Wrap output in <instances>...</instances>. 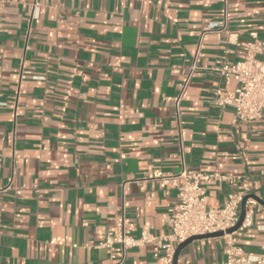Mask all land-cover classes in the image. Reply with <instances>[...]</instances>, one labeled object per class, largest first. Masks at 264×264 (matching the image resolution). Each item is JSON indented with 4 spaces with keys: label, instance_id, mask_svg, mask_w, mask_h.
<instances>
[{
    "label": "crops",
    "instance_id": "crops-1",
    "mask_svg": "<svg viewBox=\"0 0 264 264\" xmlns=\"http://www.w3.org/2000/svg\"><path fill=\"white\" fill-rule=\"evenodd\" d=\"M36 1L0 0V264H111L100 243L122 208L131 236L166 235L177 190L146 180L156 172L225 176L203 184L208 205L248 196L237 238L258 256L264 121L238 123L212 98L215 69L264 39V2ZM225 241H195L177 264H223ZM124 264L162 263L141 245Z\"/></svg>",
    "mask_w": 264,
    "mask_h": 264
},
{
    "label": "built area",
    "instance_id": "built-area-1",
    "mask_svg": "<svg viewBox=\"0 0 264 264\" xmlns=\"http://www.w3.org/2000/svg\"><path fill=\"white\" fill-rule=\"evenodd\" d=\"M38 6V2L34 0L33 9ZM215 27H218L215 32L224 31L225 21L207 25L205 31L212 32ZM250 37L243 45L244 57L241 61L222 63L215 69L224 88L213 91L212 102L218 107L230 108L238 123L264 121V39L259 40L256 33H251ZM194 69V66L188 69L179 89L176 107L188 87ZM231 83L235 87L229 89ZM235 147L240 152L244 150L241 142H237ZM225 179V176L218 173L156 172L149 175L146 180L156 182L160 188L172 186L177 190V204L169 210V232L164 236H156L143 228L138 237L131 236L122 208L116 217L114 229L100 243L101 247L109 250L111 264H124L127 251L141 245L149 246L158 262L172 264L178 244L193 236L217 232L224 233L223 237L226 239L223 264H264V240L258 256L246 255L238 244L237 233L251 226V220L246 213L239 228L225 234L238 223L245 195L231 193L223 206L214 208L208 205L203 184ZM246 187L244 185L245 189ZM248 204L251 202L246 200L245 205Z\"/></svg>",
    "mask_w": 264,
    "mask_h": 264
},
{
    "label": "water",
    "instance_id": "water-1",
    "mask_svg": "<svg viewBox=\"0 0 264 264\" xmlns=\"http://www.w3.org/2000/svg\"><path fill=\"white\" fill-rule=\"evenodd\" d=\"M247 198H248V196H244L243 197L238 223L233 228L228 229L225 232V234H229V233H232V232L236 231L239 228V226L241 225V222H242V220L244 218V215L246 213V211H245V202H246ZM258 202H260V201L258 200ZM260 203H262V202H260ZM223 235H224V233L217 232V233H211V234H204V235L193 236V237H190V238L186 239L185 241H183L182 243H180V244L177 245V247L175 249V253H174V257H173L172 264H177V258L179 256L181 250L184 249L187 245H189V244H191V243H193L195 241H200V240H205V239L222 237Z\"/></svg>",
    "mask_w": 264,
    "mask_h": 264
}]
</instances>
